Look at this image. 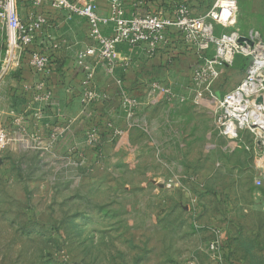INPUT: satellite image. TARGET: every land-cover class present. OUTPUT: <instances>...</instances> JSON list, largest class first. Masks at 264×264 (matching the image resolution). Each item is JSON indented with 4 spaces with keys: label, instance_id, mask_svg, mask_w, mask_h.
<instances>
[{
    "label": "rangeland",
    "instance_id": "1",
    "mask_svg": "<svg viewBox=\"0 0 264 264\" xmlns=\"http://www.w3.org/2000/svg\"><path fill=\"white\" fill-rule=\"evenodd\" d=\"M235 1L236 24L216 33L264 40V0ZM7 52L0 24V264H264V132L223 134L222 103L250 82L254 57L218 68L199 105L173 111L179 133L162 149L152 123L162 104L150 102L117 157L87 140L80 152L49 148L28 95L29 53Z\"/></svg>",
    "mask_w": 264,
    "mask_h": 264
},
{
    "label": "crops",
    "instance_id": "2",
    "mask_svg": "<svg viewBox=\"0 0 264 264\" xmlns=\"http://www.w3.org/2000/svg\"><path fill=\"white\" fill-rule=\"evenodd\" d=\"M116 3L121 4L127 17L152 14L168 18L180 6L188 7L193 16L200 17L206 15L213 7L211 0H97L96 2L100 13L104 16L111 13ZM26 6V12L21 15L23 18L42 12L41 9H34L28 4ZM48 19L51 20V25L39 35L34 47L49 57L54 55L50 57L51 65L48 71L39 76V79L43 80L52 91V99L44 103L35 102L31 88L38 78L32 73L31 68H28L30 72L27 79L30 87L28 95L39 105L38 110L43 113V118L40 120L35 117L37 110L33 114L36 121L40 122L38 125L41 134L49 137L56 133L60 136L58 143L63 151H69L73 146L75 152L77 150L80 152L85 148L87 135L95 132L98 138L97 146L94 148L96 152H111L118 157L125 151V145L131 143V137L141 127V123H144L143 117L147 118L142 111L150 102H153V105L162 104L159 117L152 120L158 147L161 148L163 145L162 136L178 132L172 128L170 116L173 111L193 108L194 96L188 97L185 104H180L178 97L189 94L187 87L192 84L193 71L202 62L200 54L186 47L181 39L177 38V43L171 44L168 49H160L153 56L148 55L144 45L136 48L122 45L117 50L113 67L108 68L96 61H89L86 66H80L78 54L90 45L86 22L67 13L57 17L48 14ZM89 73L93 74V87L98 98L94 104L84 109L81 96L86 88L85 81ZM153 84L170 89L174 87L184 89L175 94V97L169 98L162 94L151 93ZM126 98L138 102L134 117L129 120L134 124L132 128H127L128 120L124 113ZM108 122L126 130L125 134L122 137H114L106 130ZM167 123L168 128H166ZM170 147L169 144L168 148ZM163 149L165 150V147Z\"/></svg>",
    "mask_w": 264,
    "mask_h": 264
},
{
    "label": "built area",
    "instance_id": "3",
    "mask_svg": "<svg viewBox=\"0 0 264 264\" xmlns=\"http://www.w3.org/2000/svg\"><path fill=\"white\" fill-rule=\"evenodd\" d=\"M96 2L97 0H26V4L30 7L41 9L42 12L23 18L19 11L18 0H0V24L7 32L8 56L10 59L12 57L17 59L18 55L29 53V66L38 78L31 88L35 102H49L53 95L43 80L39 79V76L48 71L51 58L34 47L39 35L51 25L48 14L57 17L67 13L69 16L84 20L88 25L90 45L78 54L80 66H86L89 61H96L111 68L114 65L117 50L122 45L131 48L144 45L148 55L153 56L160 49H168L171 44L177 43V38H180L186 47L200 54L202 60V64L193 71V85L191 84L193 88L189 94L178 97L180 104H185L188 97L194 96L192 104L199 105L206 96L205 89H211L213 79L218 74L217 69L231 66L237 58L254 57V66L249 71L250 79L251 70L264 62V40L258 32L251 30L247 34H240L237 31L216 33L218 26L226 28L236 24L237 2L235 0H215L212 9L200 17L193 16L188 7L180 6L168 18L152 14L127 17L121 4L118 3L109 15L104 16L100 13ZM85 85L81 104L84 109H87L98 98L93 87L92 73L88 74ZM151 93L162 94L169 98L175 97L168 87L158 84L152 85ZM229 96L222 103L225 107H228ZM218 99L219 95L215 92L212 100L218 102ZM137 107V100L125 99L124 113L128 120L127 128L134 126L129 120L133 119ZM221 110L224 112L223 108ZM35 117L38 120L42 119V111L37 110ZM106 130L110 131L114 137H122L126 131L117 128L112 122L106 123ZM236 131L230 132L225 125L223 134L233 135ZM59 137L56 133L51 134L48 147L58 142ZM97 140L95 132L87 135L89 144L97 145ZM211 249H215L214 244Z\"/></svg>",
    "mask_w": 264,
    "mask_h": 264
},
{
    "label": "bare ground",
    "instance_id": "4",
    "mask_svg": "<svg viewBox=\"0 0 264 264\" xmlns=\"http://www.w3.org/2000/svg\"><path fill=\"white\" fill-rule=\"evenodd\" d=\"M251 74L250 82H244L227 101L230 108L226 113L232 118L229 131L241 127L264 132V62L254 67Z\"/></svg>",
    "mask_w": 264,
    "mask_h": 264
}]
</instances>
